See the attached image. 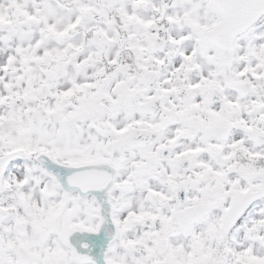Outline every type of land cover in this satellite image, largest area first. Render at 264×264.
Masks as SVG:
<instances>
[{
	"label": "snow or ice",
	"instance_id": "6c2138e0",
	"mask_svg": "<svg viewBox=\"0 0 264 264\" xmlns=\"http://www.w3.org/2000/svg\"><path fill=\"white\" fill-rule=\"evenodd\" d=\"M0 264H264V0H0Z\"/></svg>",
	"mask_w": 264,
	"mask_h": 264
}]
</instances>
